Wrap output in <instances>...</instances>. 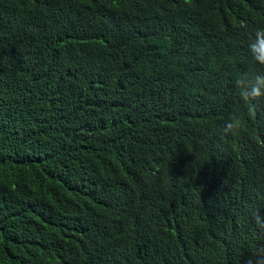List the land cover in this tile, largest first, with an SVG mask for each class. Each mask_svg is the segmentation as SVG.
Here are the masks:
<instances>
[{"label":"trees","instance_id":"16d2710c","mask_svg":"<svg viewBox=\"0 0 264 264\" xmlns=\"http://www.w3.org/2000/svg\"><path fill=\"white\" fill-rule=\"evenodd\" d=\"M261 28L264 0H0V264H245Z\"/></svg>","mask_w":264,"mask_h":264},{"label":"clouds","instance_id":"9594fccd","mask_svg":"<svg viewBox=\"0 0 264 264\" xmlns=\"http://www.w3.org/2000/svg\"><path fill=\"white\" fill-rule=\"evenodd\" d=\"M248 51L252 60L264 67V28L257 29L248 37ZM235 87L239 98L248 104L255 105L264 101V73L243 72L235 79ZM244 127V122L235 113H231L224 125L226 135L236 136ZM253 221L258 233L264 235V212L259 209L253 212ZM245 264H264V243L252 249L249 259Z\"/></svg>","mask_w":264,"mask_h":264}]
</instances>
